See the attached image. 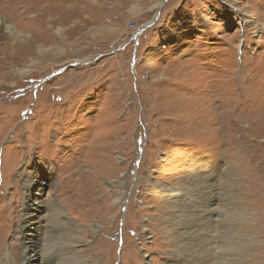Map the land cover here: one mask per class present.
<instances>
[{
	"label": "rangeland",
	"instance_id": "1",
	"mask_svg": "<svg viewBox=\"0 0 264 264\" xmlns=\"http://www.w3.org/2000/svg\"><path fill=\"white\" fill-rule=\"evenodd\" d=\"M17 1L0 0L18 32L0 31V264H22L26 205L25 243L62 211L55 247L77 235L85 264H264V0Z\"/></svg>",
	"mask_w": 264,
	"mask_h": 264
},
{
	"label": "bare ground",
	"instance_id": "2",
	"mask_svg": "<svg viewBox=\"0 0 264 264\" xmlns=\"http://www.w3.org/2000/svg\"><path fill=\"white\" fill-rule=\"evenodd\" d=\"M7 1V0H6ZM15 2L17 0H14ZM9 2V1H8ZM26 3L29 4V2L25 1ZM17 3H19L17 1ZM9 4V3H8ZM13 5V4H12ZM18 5V4H17ZM26 7V6H25ZM14 8V7H13ZM4 32V34H7L9 37H16L18 35V32L15 31L13 28L9 27V26H6L5 23H2L0 21V31ZM32 65L33 64V61H30L29 65ZM26 72V71H25ZM264 110L262 109H259V110H255L252 115H250V119L252 118H255L257 120H260L262 117L264 118ZM227 116V115H226ZM229 116V115H228ZM226 123V122H225ZM226 125V124H225ZM226 128V127H225ZM246 128V127H245ZM248 129V128H247ZM246 130V129H245ZM252 131V130H251ZM247 132V130H246ZM245 132V133H246ZM210 180V179H209ZM200 185V184H199ZM193 188V187H192ZM200 188V187H199ZM167 194L170 195V194H175V196L177 195V193L180 194V191H177V192H174L173 189L171 188H168V189H165ZM196 194V193H195ZM202 199V198H201ZM170 200V204L175 208L177 205V202H174L171 198H169ZM195 201V200H194ZM193 201V202H194ZM28 203H30V200L28 198ZM213 203V202H212ZM191 204V203H190ZM196 204H198L197 202L194 203V206H196ZM184 205V204H183ZM202 205V204H201ZM207 205V204H206ZM180 206H182V204H180ZM186 208V207H185ZM197 208V207H196ZM199 208V207H198ZM197 208V209H198ZM196 209V210H197ZM37 210V208H34L33 211L31 212L30 210V206L29 205H26L22 214H21V225H20V235H21V243H22V256H20V262L22 264H35V261L37 260L38 261V256H36V251L37 249H45V251L48 253V254H51L53 257H52V262L55 263V264H85V263H81V259H80V254L79 252L77 251L76 249V242L75 240L78 239L77 235H70V237L67 238V240L65 241V246L64 247H61V248H57L55 246L58 245L59 241L61 240V236H62V233L61 230L62 229H65V231H67V234H68V231L70 230V222L68 221V219L65 217V216H62V215H65L64 212H59V214H49L47 216V219L45 221L46 223V226L43 227V235L46 236V243L43 242L41 245H40V242L37 243L36 242V245H28V243H25L27 242V239L26 237L28 236H31L33 234V231H34V228H32L31 226L33 224H38V220L36 219L35 217V211ZM179 210V209H178ZM182 210V207L181 209ZM195 211V210H194ZM182 213V212H181ZM200 213V212H199ZM177 214V213H176ZM180 214V213H179ZM177 214V215H179ZM189 214V213H188ZM203 215V214H202ZM206 216V215H205ZM16 217V216H15ZM178 217V216H176ZM190 217V216H189ZM200 217V216H199ZM212 217V216H211ZM206 219V218H205ZM177 221V220H176ZM204 221V220H203ZM207 221V220H206ZM200 222V221H199ZM205 222V221H204ZM179 223V222H178ZM190 223V222H189ZM184 226V225H183ZM184 229V228H183ZM188 229V228H187ZM186 229V230H187ZM27 230V231H26ZM182 230V229H181ZM193 230V229H192ZM72 231V230H70ZM183 231V230H182ZM194 231V230H193ZM206 236H205V249L204 250H200L199 251V255L201 253L204 254V257H208V254L209 253H206V252H209L212 250V247H213V241L215 240V238L213 236H209L208 235V232H209V229H207V226H206ZM179 230L177 232H174V236L176 237H181V233H178ZM212 233V232H211ZM70 234V233H69ZM202 234V233H201ZM193 235V234H192ZM40 236V235H39ZM186 236V235H185ZM210 238H209V237ZM187 238V237H186ZM56 240H58L56 242ZM185 240V239H184ZM29 241V240H28ZM39 241V240H38ZM186 241V240H185ZM30 242V241H29ZM218 242V241H217ZM56 245H55V244ZM187 243V241H186ZM201 243V242H200ZM49 244V245H48ZM178 244V243H177ZM218 245V243H217ZM200 246V245H199ZM203 246V245H202ZM56 248V250L54 252H49L50 248ZM220 247V246H219ZM14 250V249H13ZM198 250V249H197ZM39 251V250H38ZM43 253V251H41ZM44 252V253H46ZM40 254V253H39ZM38 254V255H39ZM10 255V254H9ZM207 255V256H205ZM222 254L220 253V263L222 262L224 264V262L222 261L223 260V257L221 256ZM36 256V258H35ZM44 256V254L42 255ZM199 257V256H198ZM204 257H199L200 259L204 258ZM18 258V257H17ZM198 258V260H199ZM40 259V258H39ZM179 259V258H178ZM190 259V258H189ZM10 261V260H9ZM7 262V261H6ZM200 263V262H199ZM203 263V262H202ZM6 264V263H5ZM198 264V263H197ZM204 264V263H203ZM236 264H239L236 260Z\"/></svg>",
	"mask_w": 264,
	"mask_h": 264
},
{
	"label": "water",
	"instance_id": "3",
	"mask_svg": "<svg viewBox=\"0 0 264 264\" xmlns=\"http://www.w3.org/2000/svg\"><path fill=\"white\" fill-rule=\"evenodd\" d=\"M153 21V20H152ZM152 22L150 21L148 24H145L146 25V27L148 26V25H150Z\"/></svg>",
	"mask_w": 264,
	"mask_h": 264
}]
</instances>
